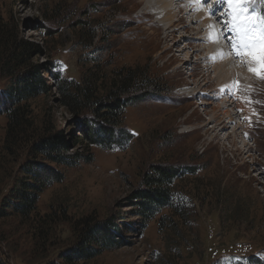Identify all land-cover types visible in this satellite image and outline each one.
Returning <instances> with one entry per match:
<instances>
[{
  "label": "rangeland",
  "instance_id": "374dc122",
  "mask_svg": "<svg viewBox=\"0 0 264 264\" xmlns=\"http://www.w3.org/2000/svg\"><path fill=\"white\" fill-rule=\"evenodd\" d=\"M142 2L0 0V95L18 64L15 49L23 45L37 50L19 61L24 62L20 69L39 66L47 85L45 94L25 103L34 125L15 143V136L7 140V118L0 116V202L19 178L41 123L69 133V124L78 121L61 102L64 85L91 78L99 81L97 89L114 72L136 69L148 77L138 84L156 89L123 113L122 130L130 136L125 147H91L90 163L60 168L64 180L39 196L29 217L0 207V264H264V79L246 77L241 55L225 61L216 49L211 63V45L202 44L203 26L193 21V12L164 32L141 13ZM259 4L262 8L264 0ZM256 22L251 41L264 36ZM254 53L258 60L264 48L257 46ZM224 63L223 73L239 80V87L231 92L229 85L217 95L213 70ZM222 96L233 110L221 112H234L236 118L231 124L223 119L227 127L214 130L219 136L212 140L217 121L209 117ZM235 127L233 140L227 136ZM84 149L70 143L65 153ZM156 166L176 168L178 176L168 188L169 207L148 220L136 216L130 198ZM108 220L117 229L116 246L92 260L65 259L85 228Z\"/></svg>",
  "mask_w": 264,
  "mask_h": 264
},
{
  "label": "trees",
  "instance_id": "16d2710c",
  "mask_svg": "<svg viewBox=\"0 0 264 264\" xmlns=\"http://www.w3.org/2000/svg\"><path fill=\"white\" fill-rule=\"evenodd\" d=\"M80 31H83L82 27ZM36 50L31 45L15 49L14 60L18 64L11 68L10 82L0 95V116L7 118V140L15 136L13 143L17 136L24 135L34 125L25 103L47 91L39 66L30 65L20 69L24 62L19 61ZM144 76L148 78L145 74L137 73L136 69H121L116 74L114 72L106 86L97 89L95 87L99 81L91 78L64 85L61 102L76 119L79 118L78 121L69 124L72 129L69 133L50 130L41 123L40 134L26 149V156L19 166V178L15 179L0 202V207L13 216L29 217L36 209L39 196L53 184L64 180L60 168H70L78 162L90 163L92 155L88 148L91 147H125L130 136L122 130L123 113L132 103L141 100L143 95L156 92L146 82L138 84L140 77ZM83 112L87 115L82 117L80 114ZM70 143L84 145L87 149H84L85 153L66 154ZM177 176L178 171L173 167L156 166L151 169L150 174L143 179V187L134 191L130 198L136 216L151 220L161 209L168 208V188ZM116 231L110 220L85 228L75 247L64 255L65 259L69 262L92 260L104 251L111 250L118 243L113 240Z\"/></svg>",
  "mask_w": 264,
  "mask_h": 264
},
{
  "label": "bare ground",
  "instance_id": "6f19581e",
  "mask_svg": "<svg viewBox=\"0 0 264 264\" xmlns=\"http://www.w3.org/2000/svg\"><path fill=\"white\" fill-rule=\"evenodd\" d=\"M142 1L143 2L141 4L143 6V10L141 11V13L143 15L151 16L156 24V29L164 31V32H167V31L169 32L170 29L175 30L178 26L177 23H181V21L185 20L186 16L189 15L190 12H193L191 13L193 14V18H194L193 21L198 20L202 23L201 26H203L200 30V32L203 34L201 40L202 39L204 40V42L201 41L202 44L206 45L205 44V41H206L211 45L210 49L207 48L208 49L207 55H209L207 56V58L209 59L211 63H212V60L216 59V55L214 51L216 49H221L220 55L224 56L223 58L230 57V58L236 59V58L243 57L244 64L248 66V69L257 67L256 66L257 63L253 62L252 54L245 52L244 54H241V57L240 55L239 56L236 55V51L238 50V46L242 39L246 43L251 42V40L249 39V36H250L249 34H251L250 27L252 24L249 22L251 20H254V21L256 20L252 16V13L258 12L255 4L243 3V4H238L239 6H237L236 4L228 5L227 3H224L223 0L221 3L217 4L216 0H212V4H210L209 7L214 8L215 13L212 15H209L207 8H202L196 3H194L195 5L194 7H190V8L187 7L188 5L193 4L192 2L193 0H142ZM221 5H224V9L220 12L219 9H221L220 8ZM218 19H221L222 23H217ZM234 26H235V30H233ZM245 29H248V30L245 31ZM214 38H217V39H214ZM215 46H217V48H215ZM202 49L206 51L205 47ZM254 56L256 57V53H254ZM225 61H226V58H225ZM235 61L236 60H234V62ZM226 63L220 64V66H218L215 70H213L214 74L216 75V77L214 78V81H216L217 83V90H216L217 95L218 93L223 92V90L221 91L220 89H225V87L227 86L229 87V85L232 86V89L230 90L231 92L235 85L236 86L238 85L239 87V84H238L239 82L237 83V81L239 80H235L234 76L232 75L233 76V81H232V79H230L228 75L223 73V70H222L223 68L221 67V65L226 66ZM242 64L243 62L241 63V65ZM243 75H244V71L242 73V77ZM245 75L246 77L248 75L250 78L256 76L250 70H248L247 74ZM241 81H242L241 83L244 84L245 81L244 80H241ZM258 81H259V78H258ZM231 82L232 83L234 82L233 83L234 85H232ZM245 83H246V86L250 85V82H245ZM253 84L257 85V82H253ZM223 96H226V95H223ZM222 98L220 99L222 100L221 105H219L218 109L209 117L210 122L217 121V124L212 128V132H214V130H217L218 128L224 129L225 127H227L223 119L227 121L226 122L227 124H231L232 120L236 118L234 112L233 114L232 113L230 114L229 112H221L220 109H222L223 107L231 108L233 104V103L232 104L229 103L230 100L226 99L228 97L223 98V99ZM242 108L243 107H241V109ZM231 110L233 109L231 108ZM246 111H249V110L247 109ZM220 112L222 115L220 114ZM218 115H221L223 118L218 120L217 119ZM237 129L235 127L233 131L230 133L232 136H227V137H231L233 140H235V138L238 137ZM218 136L219 134L214 132V135L211 138L212 140H215L217 139Z\"/></svg>",
  "mask_w": 264,
  "mask_h": 264
},
{
  "label": "snow or ice",
  "instance_id": "6c2138e0",
  "mask_svg": "<svg viewBox=\"0 0 264 264\" xmlns=\"http://www.w3.org/2000/svg\"><path fill=\"white\" fill-rule=\"evenodd\" d=\"M193 2L198 4L202 8H207L209 15L215 13V9L209 7V5L212 4V0H193ZM221 2L222 0H216L217 4ZM223 2L227 3L228 5L243 3L255 4L257 0H223ZM217 23H222V20L218 19ZM249 23H255V21H250ZM233 30H235V26L233 27ZM247 30L248 29H245V31ZM257 46L264 48V36H254L252 38V41L248 43L244 42L242 39L238 46V50L236 51V55L239 56L243 54L242 50H246L249 54H252L253 62L257 63L259 65V68H251L249 70L253 72L259 79H264V56H261L258 60L254 56V51L256 50ZM52 71L59 75L60 70L57 67L53 66Z\"/></svg>",
  "mask_w": 264,
  "mask_h": 264
}]
</instances>
